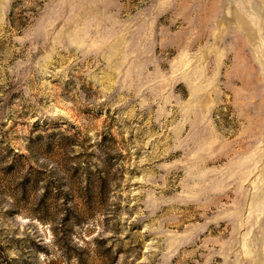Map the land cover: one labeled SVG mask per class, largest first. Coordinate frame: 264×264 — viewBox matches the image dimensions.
<instances>
[{
  "label": "rangeland",
  "instance_id": "374dc122",
  "mask_svg": "<svg viewBox=\"0 0 264 264\" xmlns=\"http://www.w3.org/2000/svg\"><path fill=\"white\" fill-rule=\"evenodd\" d=\"M0 264H264V0H0Z\"/></svg>",
  "mask_w": 264,
  "mask_h": 264
}]
</instances>
